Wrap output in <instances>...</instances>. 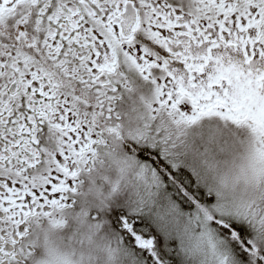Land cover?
Listing matches in <instances>:
<instances>
[{
  "label": "snow or ice",
  "instance_id": "snow-or-ice-1",
  "mask_svg": "<svg viewBox=\"0 0 264 264\" xmlns=\"http://www.w3.org/2000/svg\"><path fill=\"white\" fill-rule=\"evenodd\" d=\"M0 264H264V0H0Z\"/></svg>",
  "mask_w": 264,
  "mask_h": 264
}]
</instances>
